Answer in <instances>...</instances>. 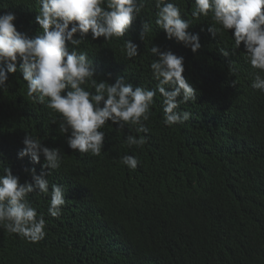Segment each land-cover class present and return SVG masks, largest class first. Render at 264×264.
Wrapping results in <instances>:
<instances>
[{
  "label": "trees",
  "instance_id": "16d2710c",
  "mask_svg": "<svg viewBox=\"0 0 264 264\" xmlns=\"http://www.w3.org/2000/svg\"><path fill=\"white\" fill-rule=\"evenodd\" d=\"M170 2L192 22L189 31L199 33L197 53L166 39L155 24V0H145L125 37L94 41L89 35L78 51H86L97 67V81L114 82L120 75L149 89L157 83L150 70L153 44L183 56V75L197 90L195 102L180 105L192 113L183 124L163 123L157 94L143 122L147 133L127 125L118 130L109 121L100 129L101 154H82L67 147L60 115L27 96L19 70L0 88V174L10 167L23 183L31 180L25 168L39 173V164L17 158L28 133L60 149L61 167L47 177L49 193L53 184L66 190L58 218L48 215L50 194L28 195L44 214L46 236L31 243L0 227V264H264V92L251 87L257 70L243 44L227 59L221 55V48L232 52L231 30L213 39L207 32L211 15H191L194 0ZM38 9L37 0H0V14L14 12L18 31L29 37L42 34L35 23ZM141 21L150 29L143 42ZM129 39L140 45L131 59L123 51ZM127 135L144 136L146 143L130 147ZM124 155L138 159L135 170L121 162Z\"/></svg>",
  "mask_w": 264,
  "mask_h": 264
},
{
  "label": "clouds",
  "instance_id": "9594fccd",
  "mask_svg": "<svg viewBox=\"0 0 264 264\" xmlns=\"http://www.w3.org/2000/svg\"><path fill=\"white\" fill-rule=\"evenodd\" d=\"M37 3L35 23L42 30L39 35L29 37L18 31L14 12L0 14V88L7 85L10 74L19 70L27 82V96L60 115L59 131L65 135L70 150L99 156L105 143V133L100 129L109 121L118 130L127 125L136 126L137 133H147L149 129L143 122L149 120L157 94L162 97L166 126L183 124L191 118L190 111L179 109L181 104L197 100V90L183 75L185 58L170 48L153 44L150 49L156 57L150 63L152 78L157 82L152 89L134 87L120 75L114 82L97 81V67L86 51H78L89 35L94 41L125 37L140 17L145 0H37ZM194 5L191 13L194 19L211 15L213 23L207 32L213 39L222 31L231 30L232 52L220 49L226 59L243 44L248 62L257 70L251 87L264 92V0H194ZM155 8V24L166 39L197 53L202 47L200 35L189 31L192 22L182 17L180 7L170 0H155ZM149 30V23L141 21V42ZM139 49L140 45L131 39L124 41L127 58L138 56ZM231 71L236 69L233 67ZM86 84L94 92L82 87ZM126 143L130 147H142L146 138L127 135ZM22 144L17 158L28 157L30 163L40 165V171L37 173L35 167L25 168L31 180L21 183L19 175L13 174L10 167L3 169L0 227L36 243L46 236V221L44 214L31 206L28 195L50 194L48 215L61 216L66 203L65 187L53 184L49 193L47 177L51 170L61 167L62 155L59 148H50L28 133ZM121 162L130 170L139 164L133 155H124Z\"/></svg>",
  "mask_w": 264,
  "mask_h": 264
}]
</instances>
